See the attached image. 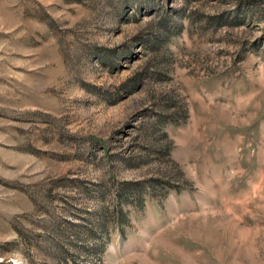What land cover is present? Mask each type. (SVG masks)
<instances>
[{"label":"rangeland","instance_id":"obj_1","mask_svg":"<svg viewBox=\"0 0 264 264\" xmlns=\"http://www.w3.org/2000/svg\"><path fill=\"white\" fill-rule=\"evenodd\" d=\"M0 264H264V0H0Z\"/></svg>","mask_w":264,"mask_h":264}]
</instances>
